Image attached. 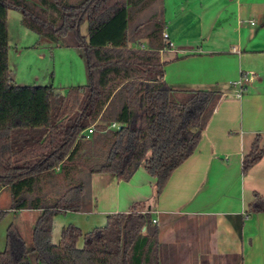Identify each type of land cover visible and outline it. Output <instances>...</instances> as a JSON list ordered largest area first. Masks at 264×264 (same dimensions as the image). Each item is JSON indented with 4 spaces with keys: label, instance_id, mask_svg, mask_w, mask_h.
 <instances>
[{
    "label": "trees",
    "instance_id": "16d2710c",
    "mask_svg": "<svg viewBox=\"0 0 264 264\" xmlns=\"http://www.w3.org/2000/svg\"><path fill=\"white\" fill-rule=\"evenodd\" d=\"M143 2L0 0V189L10 191V210L41 211L29 247L8 227L0 264H163L159 227L149 213L135 210L109 215L86 234L66 226L59 243L51 241L55 216L85 209L92 174L126 182L143 165L159 196L194 153L221 98L217 90H180L165 82L161 22L135 27L146 47L129 44V13ZM9 8L21 11L22 26L37 36L83 50L87 84L64 96L51 86L15 85L8 66ZM84 22L87 36L80 34ZM263 155L257 135L243 156L242 174ZM258 213H264V197L254 192L240 220Z\"/></svg>",
    "mask_w": 264,
    "mask_h": 264
},
{
    "label": "crops",
    "instance_id": "0c3cea01",
    "mask_svg": "<svg viewBox=\"0 0 264 264\" xmlns=\"http://www.w3.org/2000/svg\"><path fill=\"white\" fill-rule=\"evenodd\" d=\"M263 22L264 0H161L162 33L172 43L168 47L161 34L165 82L180 90H217L221 98L194 153L159 196L143 165L126 182L92 174L85 209L52 219V244L66 226L86 234L109 215L135 210L156 221L163 264H264V213L240 220L254 192L264 197V155L246 174L241 170L255 136L264 145ZM127 34L130 45L147 46L134 30ZM238 81L236 96L232 83ZM10 200V191L0 189V253L10 225L22 237L20 227L30 223L32 242L41 214L10 210Z\"/></svg>",
    "mask_w": 264,
    "mask_h": 264
},
{
    "label": "rangeland",
    "instance_id": "374dc122",
    "mask_svg": "<svg viewBox=\"0 0 264 264\" xmlns=\"http://www.w3.org/2000/svg\"><path fill=\"white\" fill-rule=\"evenodd\" d=\"M36 2V0H29ZM79 0H70L77 3ZM145 5H143V3ZM141 10H130L127 32L146 23V28L161 22V0H144ZM8 66L10 78L17 86H51L55 94L66 95L68 90L87 84L83 50L51 43L21 24V11L7 10ZM131 29V30H130ZM87 23L80 26V34L87 36ZM27 247L31 244V225L24 221L20 227ZM3 229V227H2ZM2 229L0 232L2 233Z\"/></svg>",
    "mask_w": 264,
    "mask_h": 264
},
{
    "label": "built area",
    "instance_id": "2783aa9c",
    "mask_svg": "<svg viewBox=\"0 0 264 264\" xmlns=\"http://www.w3.org/2000/svg\"><path fill=\"white\" fill-rule=\"evenodd\" d=\"M162 37H163V39H164L165 44H166L168 47H172V43L168 40L167 34H166V33H162ZM142 47H143V46H142ZM232 85H233V87H237V88H239V89H238L239 92L236 93V96H239L240 93H241V90H242V87H241V85H240V82H239V81H238V82H234V83H232ZM111 126H112V127H117L115 124H112ZM92 132H93V126H90L89 128H87L85 134H86V135H90ZM152 223H156V221H155V220H152Z\"/></svg>",
    "mask_w": 264,
    "mask_h": 264
},
{
    "label": "water",
    "instance_id": "95a60500",
    "mask_svg": "<svg viewBox=\"0 0 264 264\" xmlns=\"http://www.w3.org/2000/svg\"><path fill=\"white\" fill-rule=\"evenodd\" d=\"M58 93H56V95H57Z\"/></svg>",
    "mask_w": 264,
    "mask_h": 264
}]
</instances>
